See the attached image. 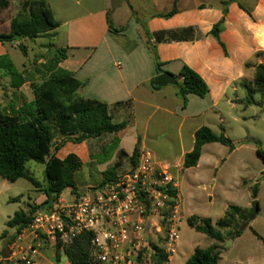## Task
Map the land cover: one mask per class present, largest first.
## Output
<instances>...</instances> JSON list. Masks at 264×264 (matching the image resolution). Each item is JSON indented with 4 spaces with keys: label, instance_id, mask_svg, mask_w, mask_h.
<instances>
[{
    "label": "crops",
    "instance_id": "obj_1",
    "mask_svg": "<svg viewBox=\"0 0 264 264\" xmlns=\"http://www.w3.org/2000/svg\"><path fill=\"white\" fill-rule=\"evenodd\" d=\"M42 1L51 9L59 27L51 33L53 38L40 37L47 41L43 46L49 49V57L38 61L37 70L32 73L25 65L18 69L14 64L27 81L14 92L17 102L12 105L19 108L34 100L32 81L49 78L54 73L50 63L56 50H65L67 58L57 68L72 73L83 83L78 97L107 104L113 123L126 124L119 132L80 144L67 143L56 154L61 160L69 154L77 155L83 162L81 170L92 164L101 175L99 185L103 173L110 168L116 169L117 177L132 171L135 167L131 157L137 147L140 158L149 154L159 167L184 169V157L194 149L196 132L202 127L211 129L204 122L205 115L215 112L222 101L231 105L240 102L235 97L238 86L246 84L249 91L257 66L264 64V0L231 2L220 33L225 49L211 30L223 18V3L228 0ZM11 4L18 6L20 2L11 0ZM18 9L0 13V32L9 29ZM174 9L176 14L171 18L160 17ZM109 23L119 32L111 30ZM4 55L9 56L10 52L6 44L0 43V56ZM159 63L162 72L158 71ZM183 65L193 69L208 85L209 94L204 99H209L211 105L207 109L190 114L186 111L199 105L194 99L198 97L190 96L185 104L176 86L152 88L156 76H178ZM249 101L246 107L264 104L263 97L261 102L253 97ZM173 121L178 122L175 135L169 134ZM107 148L111 152L106 160L99 159ZM126 161L128 169L122 165ZM92 188L88 187V192ZM254 231L261 238L254 235L250 242L252 256L243 258L240 264H264V235ZM243 238L244 234L236 241ZM6 260L0 254V264Z\"/></svg>",
    "mask_w": 264,
    "mask_h": 264
},
{
    "label": "trees",
    "instance_id": "obj_2",
    "mask_svg": "<svg viewBox=\"0 0 264 264\" xmlns=\"http://www.w3.org/2000/svg\"><path fill=\"white\" fill-rule=\"evenodd\" d=\"M234 0L223 3V18L214 25L211 35L225 49L220 41V33L224 29L225 17L228 7ZM19 9L9 24L6 32H0V43L9 44L23 40H35L48 35L59 27L53 13L47 3L42 0H19ZM11 6V0H0V13ZM176 14L172 12L161 15V18H171ZM110 29L119 32L112 28ZM1 29V27H0ZM50 47H53L51 44ZM21 51L27 55V48L19 45ZM67 58L65 50H56L55 58L50 70L54 73L41 82L32 81L31 88L34 100L24 102L16 108L11 105L8 109L0 107V176L9 181L17 182L20 179H27L37 189L41 185L28 172V162H36L45 165V176L48 185L43 189L46 200L38 205L31 206L30 211L21 210L14 214L7 223L15 234L27 226L33 215L40 209L50 205L60 194L68 189L74 193L77 191L75 174L83 167V162L75 154H69L64 160L57 157V152L67 143L80 144L90 138H98L107 133H115L126 128L125 123L115 124L110 116L107 104L97 100H84L78 97V90L83 83L75 76L63 69L58 64ZM158 71H161L159 63ZM0 73L9 79L14 92L18 91L27 81L26 78L15 67L8 55L0 56ZM179 82L178 94L186 104L190 96L204 99L209 94V87L203 78L187 65H183L181 72L175 76ZM153 89L154 81L151 82ZM259 92L264 98V64L258 65L255 71L254 81L249 87L250 98L253 93ZM251 102V100L249 101ZM262 104V103H261ZM229 139L224 135H217L208 127L200 128L195 134L194 149L184 157V169L197 167L202 156V149L211 143L227 144ZM257 155L264 161V150L256 147ZM140 152L138 147L134 150L131 163L134 167L138 165ZM103 181L99 186L108 184L117 179L116 169L110 168L103 173ZM172 195L177 194L176 189L170 190ZM254 198H257L258 188L255 186ZM244 209L231 206L223 219L218 221L217 226L226 229L230 228L238 219H245ZM188 224L196 231L209 236L218 243H224L227 238L218 232L211 219H202L192 216ZM247 224L241 226L235 233L230 232L228 238L242 236ZM253 234L261 238L257 232ZM7 234L5 231L3 235ZM91 233L83 234L76 243L68 248L56 250V260L61 262L68 259L73 264H87L90 252ZM15 239L10 238L9 244ZM155 251L153 259L158 264L168 262L167 256L157 244H153ZM221 247L215 244L209 248H196L193 255L188 259L187 264H218L221 256ZM2 264V263H1Z\"/></svg>",
    "mask_w": 264,
    "mask_h": 264
},
{
    "label": "rangeland",
    "instance_id": "obj_3",
    "mask_svg": "<svg viewBox=\"0 0 264 264\" xmlns=\"http://www.w3.org/2000/svg\"><path fill=\"white\" fill-rule=\"evenodd\" d=\"M18 7L19 4L18 6L11 4L8 13ZM46 42L41 38L34 41H20L19 45L26 46L27 55L21 51L16 42L6 44V47L10 52V59L18 69L25 65L27 70L33 73L38 69V61L49 57V49L43 46ZM12 46L14 48H11ZM36 75L41 78L40 74ZM235 97L240 102L234 101L231 105L222 101L214 110L215 112H208L204 118L205 124L209 125L215 134H224L229 142L205 145L197 167L191 169L174 167L173 170L170 168V174L177 184L182 222L176 252L166 264H187L196 248L206 249L215 244L221 247L218 264H240L243 258L252 256L250 243L254 239L252 230L264 235V161L256 152L257 146L264 150V104L260 106L252 104L246 107L247 101L252 97L256 102L262 101L259 92L250 98L246 84L238 86ZM194 99L199 105L193 108L190 106L186 111L190 114L205 110L211 105L209 99ZM15 101L14 91L9 88L8 80L0 75V107L8 109ZM170 126L169 134L175 135L178 122L173 121ZM110 152L111 150L107 148L98 158L106 160ZM122 165L124 169L129 167L127 161ZM26 168L27 172L41 185L40 189L27 179L12 183L0 176V254L6 259L9 256L10 238L15 235V229L7 226L10 218L16 212L30 211L31 206H38L46 200L43 193V189L48 185L45 165L31 161L27 163ZM100 179L101 175L96 172L95 167L87 164L75 174L76 193L68 189L63 192V197L67 200L72 197L82 198L88 194V187H98ZM255 186L259 190L257 199L254 198L253 193ZM254 201L258 202L261 211L255 219L250 220ZM231 206L245 208L243 215L246 220L238 219L230 228L222 229L217 226V223L225 217ZM192 216L211 219L214 228L227 240L221 244L196 231L188 224V219ZM244 224L248 227L243 232V239L236 241L237 238H228L230 232L235 233ZM5 231L7 234L3 235ZM52 254V251L44 252V257L54 262ZM3 264L10 263L5 261ZM247 264H253V262L248 261Z\"/></svg>",
    "mask_w": 264,
    "mask_h": 264
},
{
    "label": "built area",
    "instance_id": "obj_4",
    "mask_svg": "<svg viewBox=\"0 0 264 264\" xmlns=\"http://www.w3.org/2000/svg\"><path fill=\"white\" fill-rule=\"evenodd\" d=\"M170 168L159 167L146 154L128 173L106 185L90 189L82 198L67 200L63 193L37 211L31 222L15 234L10 264H73L56 260V250L68 248L91 233L87 264H158L157 244L168 261L176 252L181 207ZM52 251L54 262L44 257ZM166 264V263H165Z\"/></svg>",
    "mask_w": 264,
    "mask_h": 264
},
{
    "label": "water",
    "instance_id": "obj_5",
    "mask_svg": "<svg viewBox=\"0 0 264 264\" xmlns=\"http://www.w3.org/2000/svg\"><path fill=\"white\" fill-rule=\"evenodd\" d=\"M154 85L160 88L166 87V86H179V82L176 80V78L171 75L170 73H163L160 74L158 76L155 77L154 79ZM234 147H232L233 149ZM252 210H253V214L250 218V220L255 219V217L258 215L259 213V204L257 201H254L252 203Z\"/></svg>",
    "mask_w": 264,
    "mask_h": 264
}]
</instances>
